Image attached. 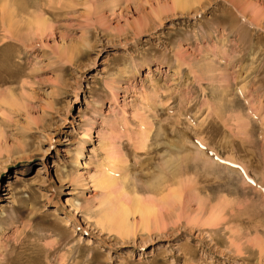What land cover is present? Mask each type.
I'll return each instance as SVG.
<instances>
[{"label": "rangeland", "instance_id": "374dc122", "mask_svg": "<svg viewBox=\"0 0 264 264\" xmlns=\"http://www.w3.org/2000/svg\"><path fill=\"white\" fill-rule=\"evenodd\" d=\"M236 1L0 0V264H264V0Z\"/></svg>", "mask_w": 264, "mask_h": 264}, {"label": "bare ground", "instance_id": "6f19581e", "mask_svg": "<svg viewBox=\"0 0 264 264\" xmlns=\"http://www.w3.org/2000/svg\"><path fill=\"white\" fill-rule=\"evenodd\" d=\"M236 1V0H235ZM236 2H238V1H236ZM192 5V3H186V4H180V3H177L176 4V6L179 8V7H181V8H183V9H189L190 8V6ZM183 6V7H182ZM3 17V16H2ZM13 15L11 14V13H6V15H5V17H3L2 19H1V21L3 22L4 21V23H5V25L6 24H8L9 25V27H13L14 25H15V22L13 21ZM36 20V19H35ZM38 20V19H37ZM36 20V21H37ZM14 22V25H13V22ZM35 21V22H36ZM2 22H1V24H2ZM32 22V21H31ZM39 22H40V20H39ZM34 23V22H33ZM42 23V21L40 22V24ZM43 23H45V22H43ZM37 25H38V23H37ZM36 25V28L38 27ZM43 25H45V24H43ZM6 27H7V25H6ZM8 27V29H10ZM18 27V26H17ZM17 27H16V29H17ZM15 29V27H13V30ZM31 31V30H30ZM35 31V30H34ZM10 35V34H9ZM20 36V35H19ZM12 37V36H11ZM15 39V38H14ZM170 145H171V143H170ZM183 145V144H182ZM188 151V150H187ZM192 153V152H191ZM197 156V155H196ZM195 156V157H196ZM205 159V158H204ZM197 161V160H196ZM200 161V160H199ZM204 161V160H203ZM173 169V168H172ZM175 169V168H174ZM177 172V174H176V177H178L177 175H178V173H179V171L177 170L176 171ZM175 175V174H174ZM180 175V174H179ZM171 177V176H170ZM176 179V178H175ZM179 179V178H178ZM216 179V178H215ZM174 180V179H173ZM220 182V181H219ZM219 182H217V183H219ZM212 183V182H211ZM224 183V182H223ZM207 184V183H206ZM222 185V184H221ZM180 188H181V186H180ZM203 188V187H202ZM195 197V196H194ZM208 198V197H207ZM199 199V198H198ZM211 200V199H210ZM227 202V201H226ZM112 204V203H111ZM111 206V210H110V213H107V214H105L104 215V219L105 220H108V221H110L111 222V224L113 223V225L114 226H116L117 227V229H119V230H122L123 229V224H124V221H126V219H127V216H128V213L130 212H128V210L127 209H125L124 208V206L122 207V209H116V208H114L112 205H110ZM138 206V205H137ZM140 208V207H139ZM143 207H141V211H140V213H141V215H142V217H147L146 215L149 213V209H147V208H144V209H142ZM223 209H225V208H223ZM138 210H140V209H138ZM137 210V211H138ZM228 215V214H227ZM231 215V214H230ZM231 220V219H230ZM214 227V226H213ZM217 229V228H216Z\"/></svg>", "mask_w": 264, "mask_h": 264}]
</instances>
